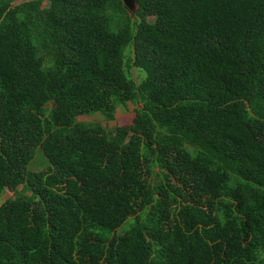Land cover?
Here are the masks:
<instances>
[{"label": "trees", "instance_id": "obj_1", "mask_svg": "<svg viewBox=\"0 0 264 264\" xmlns=\"http://www.w3.org/2000/svg\"><path fill=\"white\" fill-rule=\"evenodd\" d=\"M136 4L0 0V264H264V0Z\"/></svg>", "mask_w": 264, "mask_h": 264}, {"label": "rangeland", "instance_id": "obj_2", "mask_svg": "<svg viewBox=\"0 0 264 264\" xmlns=\"http://www.w3.org/2000/svg\"><path fill=\"white\" fill-rule=\"evenodd\" d=\"M49 5L48 1H45L43 6L47 7ZM127 9L134 14L136 7L130 6L127 7ZM133 45L130 44L127 47L126 53H125V59L126 62L133 63ZM131 76L132 78L137 82L140 83L145 77L146 73L138 69L136 67H133L131 69ZM140 108V105L138 104H132L128 103L127 105H119L115 120L113 121H107L106 118L102 114H95L93 116H79L77 120L79 122H94V123H100L106 128V131L108 132H114L120 129L121 127L129 126L132 124L133 118L135 116L136 109ZM41 157L44 158L41 151H37L36 159L30 166V170L35 172H40L47 169L48 163L44 161L43 159H40ZM45 159V158H44ZM22 190V186L18 188V192ZM16 194L14 192H7L3 196L0 197V206L5 203L8 199L15 198ZM128 226V223H126L122 228H126Z\"/></svg>", "mask_w": 264, "mask_h": 264}, {"label": "water", "instance_id": "obj_3", "mask_svg": "<svg viewBox=\"0 0 264 264\" xmlns=\"http://www.w3.org/2000/svg\"><path fill=\"white\" fill-rule=\"evenodd\" d=\"M122 1L126 5V7L135 6L136 9H135V12L134 13H136V10H137L136 0H122ZM50 105H52V102L51 101L46 105V107H49Z\"/></svg>", "mask_w": 264, "mask_h": 264}]
</instances>
